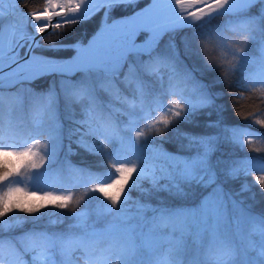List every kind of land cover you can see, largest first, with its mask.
I'll use <instances>...</instances> for the list:
<instances>
[{
	"label": "snow or ice",
	"instance_id": "snow-or-ice-1",
	"mask_svg": "<svg viewBox=\"0 0 264 264\" xmlns=\"http://www.w3.org/2000/svg\"><path fill=\"white\" fill-rule=\"evenodd\" d=\"M136 2L44 0L42 8L21 13L25 35L17 38L16 26L10 25L13 38L7 52L4 27L0 24V264H5V248L20 255L17 242L24 245L25 253L33 254V264H49L54 254L67 257L77 250L93 255L97 250H104L108 255L102 264L110 260H115L116 264H182L181 256L189 250L195 252L189 264H236L238 248L245 239V222H252L254 228L258 226L264 231V216L253 214L243 201L235 200L232 193L224 190L216 170L220 161L212 160L222 139L243 148L245 144H253V136L264 140V135L239 125L223 124L220 119L206 124L207 128L218 129L216 133L196 135L180 131L178 125L189 123L199 112L219 109L216 100L222 93L211 92L207 84L196 79L192 70L186 66L178 69L173 57L157 52L161 38L168 35V48L178 55L175 35L189 29L197 40L215 39L221 49L218 63L208 61L202 51L196 53L205 59V68L209 71L219 67L226 77L239 71L244 88L249 83L264 84V79L254 81L251 74H246L248 68L255 65L257 75L264 77V0H153L147 8L109 23L114 10ZM13 3L18 4V0ZM162 4L164 20L158 16ZM257 4L261 7L253 14L251 10ZM101 10L100 27L87 45L76 40L43 46L36 39L37 36L43 39L49 29H52L50 35H62L71 26L90 21ZM17 11L19 9L13 8L9 15ZM4 15L0 9V20ZM223 17H228L224 23L212 24ZM28 28L32 29L30 33L26 31ZM198 31H203L204 35L198 37ZM141 32L150 35L143 44H137L136 37ZM226 32L256 44L258 57L252 56L245 47L226 51L236 42L229 41ZM182 40L186 50H191L188 37ZM24 47L28 50L27 59L19 53ZM35 48L53 54L73 51L75 56L57 60L44 54L36 55ZM125 67L127 71H123ZM5 68L9 71L5 72ZM77 73L80 77L72 80ZM56 74L66 78L62 79L59 92L55 84L45 92L30 88L9 92V97H14L16 102L9 104L5 117L6 87L31 84L36 79ZM25 92L26 97L21 94ZM61 97L65 108L73 113L74 106H80L81 118L73 120L78 125L74 129L79 134L77 145L91 155L108 157L109 168L104 172L74 169L93 184L91 188L87 183L83 185L84 192L78 198H74L70 189L43 190L36 183L39 177L50 174L57 162L62 125L49 129L41 118L58 112ZM25 102L33 110L36 122L24 133L25 139L15 142L12 137L21 132L15 112ZM206 114L211 116L212 112ZM237 114L245 120L251 117L253 124L264 127V118L256 113ZM169 131L185 142L178 152H168L162 143H156L157 137L162 141ZM6 137L12 142H6ZM110 145L111 150L106 151ZM255 171L260 174L254 176V181L264 189V162L251 158L233 161L226 175L236 180L241 173L248 176ZM144 182L148 187L143 186ZM134 190L149 197L166 192L181 200L197 191L206 194L191 206L173 207L163 201L154 205L141 199L133 200ZM249 190V185L241 186L242 192ZM90 193L103 197L95 212H89L87 207L76 211ZM46 208L71 209L73 223L63 231L33 228L17 237L3 235L19 227L21 222L42 219ZM14 212L25 216L10 217ZM49 215L57 217L50 220V224L55 225L63 223L66 214L61 211ZM93 215L97 219H92ZM101 216L111 217V220L105 227L98 228ZM164 250L166 255H159ZM143 252L150 255L145 258L141 255ZM89 264H93L91 257ZM259 264H264V249L259 252Z\"/></svg>",
	"mask_w": 264,
	"mask_h": 264
},
{
	"label": "trees",
	"instance_id": "trees-1",
	"mask_svg": "<svg viewBox=\"0 0 264 264\" xmlns=\"http://www.w3.org/2000/svg\"><path fill=\"white\" fill-rule=\"evenodd\" d=\"M149 0H142L135 3L132 6L127 8H117L114 10L109 18L121 17L124 15H129L136 9L141 8L148 3ZM20 9L23 11H30L36 8H41L43 5V0H18ZM261 5L257 4L252 8V13L255 14ZM100 17L98 14L93 17L90 21H86L74 26H71L69 30L64 32L62 35L45 34L44 38H39L38 41L41 45L46 46L51 43H70L76 40H81L83 43H86L89 38L93 35L95 30L100 25ZM228 17H223L220 20H214L213 25L224 23ZM52 32V30H51ZM203 31H198L197 36H203ZM188 37V40L191 41V50H186V43L182 40V37ZM226 38L229 41H236L231 43L229 51L236 47H245L246 50L252 55L258 57L259 52L257 45L246 41L242 37L233 36L232 33L226 32ZM169 36L165 35L161 40L160 44L157 47V52L162 54H167L170 57H173L176 61L178 69L186 68L192 70L196 79L202 81L203 83L209 86V90L213 93L219 92L222 95L216 100V104L220 106L219 109H205L195 115L189 123H180L178 125L180 131L191 132L196 135H205L210 133H216L219 130L214 128H207L206 124L209 120L220 119L223 124L229 126L239 125L241 127L248 128L252 133L264 135V127H261L258 124H253L251 122L252 118L245 120L241 118V115H247L249 112L256 113L260 118H264V84L256 82L254 84L249 83L246 88L242 87L240 81L242 80V74L237 71L231 76H225L221 68L217 67L212 71H209L205 68V59H202L200 55L196 53L198 51L203 52V56L211 62L218 63L221 59V49L217 47V41L215 39L211 40H197L193 37L192 30L185 29L182 32H178L175 35V45L176 52L178 55H174L171 49L168 48ZM199 44V48H198ZM27 47L20 49V54L27 53ZM35 52L48 55L55 59L68 58L72 55L73 51L60 52V53H46L43 52L41 48H35ZM231 59V56L228 57ZM142 59H147V57H142ZM123 71H127V67ZM257 66L253 65L248 68L246 74H251L254 81L257 78ZM79 75L72 77V80L78 79ZM122 78V76H121ZM61 77L56 76H46L38 80L33 81L31 84H23L15 86L11 89L4 90V101H13L14 97L10 98L9 92H17L21 88L25 89H34L36 92H45L49 89L50 85L55 84L57 92L60 91ZM224 80V82H218ZM122 87V86H121ZM23 96H27V93H21ZM237 97H241L237 99ZM195 97H193L194 99ZM104 99L107 100L108 97L105 94ZM75 112H71L65 108L63 98L61 97L59 101V110L54 116H49L47 114L42 116V123L46 128L55 129L57 126L62 125L60 130L61 140L59 146L57 147L56 160L57 162L53 165L54 169H59L60 172L55 176L52 181V190L56 189L58 191L71 190L74 193V198H78L84 192V187L87 183V187L91 188L92 183L88 182L89 178L84 175H80L74 171L76 168L81 169H91L93 172L100 173L104 172L109 168L108 157L107 156H97L91 155L86 152L84 149L80 148L76 141L79 138V134L74 132V129L78 125L73 123L74 119L81 118V109L80 106H74ZM208 111L212 112L211 116H208L206 113ZM16 119L21 125V132L19 135L12 137V140L15 142H20L26 138L24 133L30 131L35 122L36 117L32 109L25 102L22 107L17 108L15 112ZM6 117V115H5ZM142 126V125H141ZM154 135V134H153ZM6 140L7 137L5 138ZM92 139V138H89ZM253 144H245L243 148L238 145H235L227 140L222 139L218 146V151L213 155L212 160L215 163L217 160L220 161L216 165L217 173L220 177L221 182L223 183L224 190L233 194V198L237 201H243V204L246 208H250L253 214H260L264 216V189H261L258 184L254 181V176L259 175V171L252 172L251 175L245 176L243 173L240 174L239 178L236 180H231L227 178V169L229 168L231 162L244 160L246 158H251L255 161L264 162V140L258 139L256 136L252 137ZM11 140V141H12ZM156 143H162L164 149L168 152H178L180 151V145L185 143L184 141L178 139L173 131H169L165 134L164 139L161 141L159 137L156 138ZM111 145L109 149L111 150ZM71 149V151H69ZM256 149V150H252ZM189 154V153H184ZM247 184L250 187L249 191H241V186ZM144 187H148L147 183L144 182ZM204 191H197L192 194L187 199H175L169 196L166 192L153 193L152 196H141V193L138 191H133L131 193L132 199H141L144 202H150L152 204H157L159 201H163L169 206H180L188 205L191 206L198 202L199 198L205 195ZM103 201V197L99 193H90L89 197L86 198L85 202L82 203L76 211H80L87 207L89 212L94 213L97 206ZM63 211L66 215L62 218L63 223L52 225L50 220H55L57 217L55 215H49L50 213H59ZM45 215L42 219H37L33 222L29 219L26 222H21L19 227L12 229L10 232H4V236H21L23 233L36 229L47 228L49 231H63L70 224L73 223L71 220L72 210L65 209H50L46 208L43 210ZM39 216L40 214H36ZM10 217H24V213H11ZM5 220L9 217H5ZM92 219H97L95 215L92 216ZM111 220V217L101 216L98 219L97 227L103 228ZM245 239L243 240L241 247L238 248V256L236 264H253V262H259V252L264 249V231L257 226L254 228L252 222H245L243 225ZM16 247L20 249V255L17 256L13 250L5 248L3 255L5 257V264H10L13 261L18 260L22 257H27L28 253L23 251L24 245L21 242H17ZM75 254H81L85 261H82L80 258L75 257ZM166 254V250L162 251L159 255ZM108 253L104 250H97L95 254L92 253L85 254L79 250L72 252L67 257L60 255L59 253L54 254L57 264H62L61 262L70 260L73 261V264H88L89 258L91 257L93 264L96 261H99L101 256H107ZM143 257H147V252L141 254ZM195 252H185L181 256L182 264H189V261L193 259ZM110 264H116L115 260H110Z\"/></svg>",
	"mask_w": 264,
	"mask_h": 264
},
{
	"label": "water",
	"instance_id": "water-1",
	"mask_svg": "<svg viewBox=\"0 0 264 264\" xmlns=\"http://www.w3.org/2000/svg\"><path fill=\"white\" fill-rule=\"evenodd\" d=\"M137 1H140V0H137ZM151 3L149 2L144 8L140 9V10H137L135 12H139L145 8H147ZM43 6H44V0H43ZM0 9H2L4 12H5V15L4 17L2 18V20H0V24L3 25L4 27V47H5V52H7V47H8V44H9V41L13 38L12 35H11V31H10V25H14L16 26V29L18 31H20L19 29H23L24 30V17L21 15V13H26L25 11H21V13H19L18 16H13V15H9V9L7 8H4L1 4H0ZM17 9H19V7H17ZM20 10V9H19ZM131 16V15H130ZM158 16H159V19L160 20H164L166 17H165V14L163 12V6H161V11L158 13ZM102 17H103V12H102ZM128 17V16H127ZM121 19V18H120ZM102 20V19H101ZM116 20H119V19H116ZM111 23V22H109ZM101 24V23H100ZM100 27V26H99ZM99 29V28H98ZM27 30H32L31 28H28ZM26 30V31H27ZM98 31V30H97ZM96 31V32H97ZM48 32H50V29L48 30ZM48 32H46L45 34H47ZM95 32V33H96ZM95 33L91 36V38L85 43V45H87V43L93 38V36L95 35ZM44 34V35H45ZM142 34V35H140ZM139 35H138V39L140 37H143L141 41H136L137 44H143L148 36L150 35V33H147V32H141ZM39 36L36 37V39H38ZM163 38V37H162ZM161 38V40H162ZM137 40V38H136ZM160 40V41H161ZM73 56H75V52H73V54L71 55V57L69 58H66V59H60V60H69L71 59ZM24 59H27V56H23ZM5 63H7V55H5ZM12 67H15V65H13ZM9 69L8 68H5V72H8ZM79 73L73 75L72 77L78 75ZM46 76H58V77H61L60 75L56 74V75H46ZM45 77V76H44ZM37 80V79H36ZM17 85H14L13 87H15ZM12 87V88H13ZM9 88H5V90H7Z\"/></svg>",
	"mask_w": 264,
	"mask_h": 264
},
{
	"label": "rangeland",
	"instance_id": "rangeland-1",
	"mask_svg": "<svg viewBox=\"0 0 264 264\" xmlns=\"http://www.w3.org/2000/svg\"><path fill=\"white\" fill-rule=\"evenodd\" d=\"M150 1H148V3H149ZM137 3V2H136ZM147 3V4H148ZM147 4H145L144 6H142L141 8H139V9H136L135 11H137V10H140V9H142V8H144ZM42 7H43V5H42ZM41 7V8H42ZM135 11H133V12H135ZM133 12L131 13V14H129V15H124V16H121V17H117V18H113L112 20H109V22H112L113 20H116V19H120V18H123V17H127V16H130V15H132L133 14ZM100 15H101V17H100V22L99 23H101V19H102V14L101 13H99ZM51 30L52 29H50V32H51ZM98 30V28L95 30V32ZM32 30H27V33H30ZM94 32V33H95ZM49 33V32H48ZM47 33V34H48ZM93 33V34H94ZM26 33L24 32V34L23 35H25ZM40 38V37H39ZM38 38V39H39ZM91 38V37H90ZM89 38V39H90ZM142 38L143 37H140L137 41H141L142 40ZM37 39V40H38ZM21 49V48H20ZM20 49H19V51H20ZM33 51H34V49H33ZM35 52V51H34ZM20 53V52H19ZM35 54L36 55H41L40 53H37V52H35ZM73 54V53H72ZM20 56L21 57H25V56H27L26 54H23V55H21L20 54ZM69 58V57H68ZM62 59H66V58H62ZM57 60H60V59H57ZM261 79H264V77H261V76H259V75H257V78H256V80H258V81H260ZM14 102H16L15 100H13V101H4V113H5V115H6V117H7V113H8V107H9V104H11V103H14ZM23 106V105H22ZM22 106H18L17 108H20V107H22ZM17 117V116H16ZM244 139H247V137H245ZM6 142H12L11 140H6ZM60 172V170L59 169H54L53 168V170H52V172L50 173V174H48V175H44V176H41V177H39V179L37 180V184L39 185V187H41L43 190H52V188H50V187H52V181L54 180V178H56L55 176L58 174ZM53 190H56V189H53ZM56 191H58V190H56ZM108 223V222H107ZM106 226V225H105ZM187 252H194L193 250H189V251H187ZM147 255H150L149 253H147ZM166 255V254H165ZM32 256H33V254L32 253H29L28 254V259L27 260H25V259H20L19 261H17V262H15V263H13V262H11L10 264H24V262L25 261H27L28 262V264H33V261H32ZM76 257H80V255H76ZM104 257L105 256H101V260H100V262H101V264H102V261L104 260ZM62 264H73V261H70V260H67V261H64V262H61ZM49 264H55V258H54V256H52V258H51V261L49 262ZM108 264H110V262H108ZM253 264H254V262H253ZM255 264H259V262H255Z\"/></svg>",
	"mask_w": 264,
	"mask_h": 264
},
{
	"label": "bare ground",
	"instance_id": "bare-ground-1",
	"mask_svg": "<svg viewBox=\"0 0 264 264\" xmlns=\"http://www.w3.org/2000/svg\"><path fill=\"white\" fill-rule=\"evenodd\" d=\"M153 2V0H150V3H152ZM4 8H7V9H9V10H11V9H13V8H17L18 7V4H14L13 3V0H3V3H0ZM161 6H163V4L161 5ZM21 11L22 10H19V11H17V12H15L14 14H12L13 16H18L19 15V13H21ZM103 10H101L99 13H101ZM99 13H97L96 15H98ZM95 15V16H96ZM94 16V17H95ZM20 31H18V30H16V33H15V35H16V37L18 38L19 36H21V35H23L24 34V30L23 29H19ZM140 35H142V34H140ZM139 35V36H140ZM137 38V40H138V36L136 37ZM136 40V41H137Z\"/></svg>",
	"mask_w": 264,
	"mask_h": 264
}]
</instances>
